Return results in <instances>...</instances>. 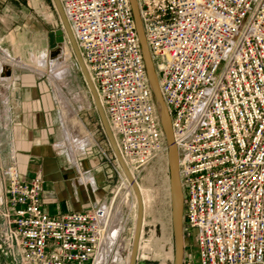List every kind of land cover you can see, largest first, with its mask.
<instances>
[{"label":"built area","instance_id":"built-area-1","mask_svg":"<svg viewBox=\"0 0 264 264\" xmlns=\"http://www.w3.org/2000/svg\"><path fill=\"white\" fill-rule=\"evenodd\" d=\"M59 1L136 177L168 147L130 0ZM136 2L178 150L182 264H264V0ZM100 159L128 201L115 154L100 149ZM5 175L0 238L17 264H95L119 242L121 257L128 253L131 209L122 210L117 193L50 214L40 173L29 181Z\"/></svg>","mask_w":264,"mask_h":264},{"label":"rangeland","instance_id":"rangeland-1","mask_svg":"<svg viewBox=\"0 0 264 264\" xmlns=\"http://www.w3.org/2000/svg\"><path fill=\"white\" fill-rule=\"evenodd\" d=\"M2 3H6L7 6L5 9H0V58L7 54L6 38L12 40L17 36L16 39L19 40L18 37L20 36L21 41L28 44L31 40V46H34L36 37L42 35V82L50 88L54 98L52 116L56 120L58 151L67 155L69 149L74 150V158L77 159L79 166L87 163L92 165V170H95L94 173L106 174L105 171L99 169L103 162L100 159V149L105 148L110 152L113 150L104 133L68 40L66 39L61 46L62 55L60 57L55 60L50 57L48 34L61 27V21L53 1L0 0V4L4 7ZM63 109L68 112V117L64 116ZM65 129H69L68 138L65 135ZM166 158L167 155L155 157L136 175V183L141 190L144 201V221L147 223L143 242H139L141 243L139 255L143 257L140 260L144 264H171L173 260L174 242ZM106 167L107 165L104 164V168ZM81 171L79 177L86 179L92 177L91 174L87 176L83 170ZM111 178L113 181L109 183L107 196L117 193V199L125 202L124 193L127 190L120 189L122 185L115 174H111ZM106 184L108 183L105 182ZM98 188L95 193H102V186H98ZM111 189L112 192H110ZM144 190L149 194L148 201L143 196ZM130 195V199L122 204L123 211L130 209V200L133 199L131 192ZM127 215L130 216L132 227L133 219L130 214ZM140 239H142V235ZM118 244L117 253H122L124 244L121 242ZM116 254L114 253L113 256L110 254L111 258L114 259ZM0 264H17L13 254L8 251L1 238Z\"/></svg>","mask_w":264,"mask_h":264},{"label":"crops","instance_id":"crops-1","mask_svg":"<svg viewBox=\"0 0 264 264\" xmlns=\"http://www.w3.org/2000/svg\"><path fill=\"white\" fill-rule=\"evenodd\" d=\"M2 4L0 9H5L7 4ZM16 37L6 38L7 54L0 58L10 68V75L0 78V185L9 170L22 181L40 173L44 211L56 214L88 208L108 197L113 179L94 173L87 163L79 166L72 153L58 151L54 98L42 82V35L36 37L34 46L31 40L27 44ZM81 170L91 174V179L79 177ZM98 186L103 189L100 194L95 193ZM146 224L144 221L143 235ZM137 264L144 262L139 259Z\"/></svg>","mask_w":264,"mask_h":264},{"label":"water","instance_id":"water-1","mask_svg":"<svg viewBox=\"0 0 264 264\" xmlns=\"http://www.w3.org/2000/svg\"><path fill=\"white\" fill-rule=\"evenodd\" d=\"M53 4L57 10V13L59 15L60 21L63 25V27H60L58 29L53 30L48 34L49 36V47H50V57L54 58L56 57L59 52L61 45L68 40L69 44L71 45L72 51L74 53L77 65L81 71V74L83 76V79L87 85L88 91L91 95L92 101L94 103V106L96 108V111L99 116V120L101 122L102 128L104 130V133L107 137V140L109 141V144L113 150V153L115 154L121 168L123 169L124 173L126 174L134 192L136 195L137 200V218L136 223L134 226V234L132 238V246L130 251V260L128 264H137V252H138V246H139V238L142 232V222H143V203L142 198L139 192V189L136 185L135 180L133 179V176L129 172L128 168L125 166L120 153L117 149L116 142L114 140L113 134L110 130V127L108 125L105 113L103 111V108L100 104L98 95L96 93V89L94 87V84L89 76V73L84 65V62L82 60V57L80 55L79 49L77 47L76 41L73 37L72 31L70 29V26L68 24V21L66 19V16L63 12V9L61 7L59 0H52ZM133 15L135 19L136 24V30L137 34L140 39L142 53L146 65V71L147 75L151 84V88L153 91L158 115L160 118V122L162 125V129L165 135L168 151H167V166H168V182H169V198H170V214H171V228L173 232V242H174V260L171 264H182L183 260V253H184V238H183V228H182V210H183V195L182 190L180 186V180H179V173H178V150L173 142V138L171 135V122H170V116L168 113V110L164 104V101L161 97L159 86H158V80L157 75L154 70L150 54L148 51V47L145 41L143 28L139 16L138 6L136 0H130ZM10 75V68L9 66H6L4 71L2 70L0 72L1 77L9 76Z\"/></svg>","mask_w":264,"mask_h":264},{"label":"bare ground","instance_id":"bare-ground-1","mask_svg":"<svg viewBox=\"0 0 264 264\" xmlns=\"http://www.w3.org/2000/svg\"><path fill=\"white\" fill-rule=\"evenodd\" d=\"M74 37V36H73ZM64 44V43H63ZM62 44V45H63ZM61 45V46H62ZM62 55V49L60 48V52H59V54L56 56V57H54L53 58V60H55V59H57L58 57H60ZM6 66H9L8 64H6V63H4V62H2L1 60H0V72L3 70L4 71V69L6 68ZM0 78H3V77H1L0 76ZM159 86V85H158ZM97 93V92H96ZM99 98V97H98ZM100 101V100H99ZM101 104V103H100ZM104 111V110H103ZM63 114H64V116L65 117H68V112L65 110V109H63ZM109 125V124H108ZM70 129V128H69ZM69 129L67 130V129H65L66 130V137L68 138V135H69ZM171 135H172V129H171ZM113 137H114V135H113ZM172 138H173V135H172ZM114 140H115V142H116V139H115V137H114ZM116 146H117V149H118V151H119V147H118V144H117V142H116ZM63 147H65V146H63ZM67 147V146H66ZM69 148V147H68ZM70 151V154L72 153V155L74 156V150H71V149H69ZM77 151V150H76ZM80 152V151H79ZM119 153H120V151H119ZM120 156H121V158H122V160H123V162H124V164H125V166L128 168V166H127V164L125 163V161H124V159H123V157H122V155H121V153H120ZM75 157V156H74ZM167 159V158H166ZM128 170H129V172L131 173V175L133 176V179L135 180V182H136V177H135V175L133 174V172H132V170L131 169H129L128 168ZM122 172H123V178H124V180H125V182H123L124 184H126V185H128V183H129V185L130 186H127L129 189H130V191H131V193H132V196H133V200H132V202L130 203V212L132 213V214H130L131 215V217H132V227H131V229H132V231H131V239H130V241H129V243H130V246H129V248H128V253L126 254V256L125 257H121V252L120 253H117V251H116V255L114 256V259H112L111 258V255L110 256H107V255H102L100 258H98L97 260H96V262H95V264H115L116 262H117V260L119 259L120 261H125V263L126 264H128L129 263V260H130V257H129V255H130V251H131V246H132V238H133V234H134V226H135V223H136V218H137V200H136V195H135V192H134V190H133V188H132V186H131V184H130V182H129V180H128V178H127V176H126V174L124 173V171H123V169H122ZM91 179V178H90ZM136 185H137V183H136ZM169 185V184H168ZM137 187H138V185H137ZM138 189H139V187H138ZM139 192H140V195H141V198H142V203H143V215H144V201H143V197H142V193H141V190L139 189ZM149 194H147V192L144 190V192H143V196H144V198L147 200V198L149 197L148 196ZM125 196H126V194H125ZM125 196H124V201L125 202H127V200H126V198H125ZM148 201V200H147ZM145 216V215H144ZM143 221H144V218H143ZM142 226H143V222H142ZM143 230V229H142ZM143 232V231H142ZM142 232H141V235H142ZM141 235H140V238H141ZM140 238H139V242H140ZM155 241V240H154ZM138 242V243H139ZM140 246V247H139ZM139 246H138V251H139V249L141 248V243H139ZM121 247V246H120ZM119 247V248H120ZM122 248V247H121ZM119 250V249H118ZM119 252V251H118ZM138 253V252H137ZM174 255V254H173ZM172 255V259L174 260V256ZM113 256V255H112ZM172 260V261H173Z\"/></svg>","mask_w":264,"mask_h":264}]
</instances>
